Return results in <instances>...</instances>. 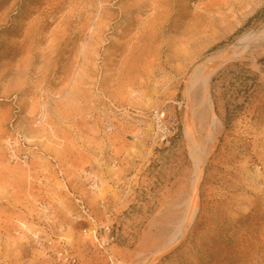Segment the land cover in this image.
Returning <instances> with one entry per match:
<instances>
[{"label":"rangeland","instance_id":"rangeland-1","mask_svg":"<svg viewBox=\"0 0 264 264\" xmlns=\"http://www.w3.org/2000/svg\"><path fill=\"white\" fill-rule=\"evenodd\" d=\"M0 264H264V0H0Z\"/></svg>","mask_w":264,"mask_h":264},{"label":"bare ground","instance_id":"bare-ground-1","mask_svg":"<svg viewBox=\"0 0 264 264\" xmlns=\"http://www.w3.org/2000/svg\"><path fill=\"white\" fill-rule=\"evenodd\" d=\"M195 84H202L203 87L207 88L208 85H209V76H203V77L194 78L192 85H195ZM214 121H216V120L214 119ZM191 136H192L191 130L187 129V137L190 138ZM193 153H194L193 160L195 162L196 173H197V178H196L195 184H194V190H195L196 187H197L196 184H197V182H198V180L200 178L202 164H203L205 156H206L205 148L204 147H195L193 149ZM196 213H197V208L195 206H193L190 219L187 222V227H189L193 223V221L195 219V216H196ZM186 228L183 229V228L180 227L176 237L173 238L171 243H174V242L178 241V237L179 236L180 237L184 236V234L186 233V230H187Z\"/></svg>","mask_w":264,"mask_h":264},{"label":"built area","instance_id":"built-area-1","mask_svg":"<svg viewBox=\"0 0 264 264\" xmlns=\"http://www.w3.org/2000/svg\"><path fill=\"white\" fill-rule=\"evenodd\" d=\"M155 118H156L158 124H159L160 127H161V125H162V123H163V119H164V114L160 115L159 112H155ZM110 232H111L110 229L107 228V229H106V235H107V238L109 237ZM103 244H106V243L103 242ZM72 262H73V263H76V260H75V259H72Z\"/></svg>","mask_w":264,"mask_h":264}]
</instances>
